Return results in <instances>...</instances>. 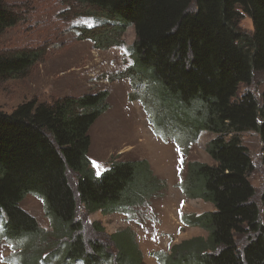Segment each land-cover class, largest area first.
I'll return each instance as SVG.
<instances>
[{
  "label": "trees",
  "instance_id": "trees-1",
  "mask_svg": "<svg viewBox=\"0 0 264 264\" xmlns=\"http://www.w3.org/2000/svg\"><path fill=\"white\" fill-rule=\"evenodd\" d=\"M69 1L79 6L77 13L98 23L80 33L96 48L133 27L136 68L175 100L180 119L185 110L195 122L189 130L215 136L206 147L215 164L191 163L185 184L189 199L214 207L183 218L208 236L174 246L165 263L264 264V213L253 202L254 167L241 140L244 133L258 135L264 167V93L260 100L251 94L239 99L242 85H250L257 73L264 75V0ZM245 16L252 22L251 34L240 28ZM18 22L16 12L0 0V35ZM41 56L0 52V81L26 78ZM108 96L102 91L51 103L35 99L11 113L0 111L2 235L26 244L22 264H145L133 232L106 236L95 222L91 229L105 238L88 241L78 217L80 208L89 216L126 211L158 185L146 161L114 159L99 177L92 169L90 133L109 110ZM29 195L43 201L50 232L22 209ZM261 203L264 207V191ZM249 234L240 250L237 238Z\"/></svg>",
  "mask_w": 264,
  "mask_h": 264
},
{
  "label": "rangeland",
  "instance_id": "rangeland-1",
  "mask_svg": "<svg viewBox=\"0 0 264 264\" xmlns=\"http://www.w3.org/2000/svg\"><path fill=\"white\" fill-rule=\"evenodd\" d=\"M4 1L16 12L19 22L0 35V52L33 51L42 56L26 78L0 81V111L11 113L22 103L35 99L51 103L65 96L106 91L109 110L90 133L91 161L105 169L114 159L146 161L150 178L158 184L140 194L136 205L124 213L89 216L80 208L78 217L84 222L85 238L103 242L105 236L96 235L91 229L95 222L100 224L106 236L129 230L136 236L145 264L165 263L174 246L194 238H207L201 228L182 224L181 217L190 219L214 210L211 204L202 200L189 199L185 184L191 163L215 164L206 151L215 136L203 129H196V133L189 130L188 126L195 122L185 115V110L181 108L183 119H180L175 100L164 94L143 68H136L132 54L134 28L116 35L109 46L96 48L84 32L80 33L84 29H96L98 23L77 13L79 6L73 2ZM240 28L247 34L253 32L252 22L246 16ZM138 72L148 77L140 78ZM263 93L264 75L257 73L250 85L240 87L239 99L251 94L260 100ZM190 108L192 106L187 107L189 113ZM241 140L254 167L250 177L256 191L253 202L263 214L262 144L256 133H244ZM100 167L95 166L99 173L102 172ZM70 180L75 182L73 176ZM21 207L37 220L42 230L50 232V221L39 198L29 195ZM1 225L0 222V264H22L20 258L26 252V244L3 238ZM251 238L250 234L238 237L239 249L242 250Z\"/></svg>",
  "mask_w": 264,
  "mask_h": 264
}]
</instances>
